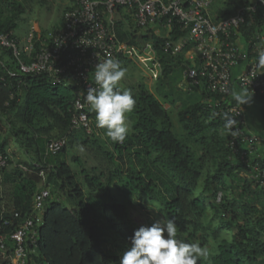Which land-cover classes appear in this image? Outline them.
I'll return each mask as SVG.
<instances>
[{
    "label": "trees",
    "instance_id": "trees-1",
    "mask_svg": "<svg viewBox=\"0 0 264 264\" xmlns=\"http://www.w3.org/2000/svg\"><path fill=\"white\" fill-rule=\"evenodd\" d=\"M234 10L235 6L228 4L222 17L233 15ZM121 11L119 8L118 35L128 43V49L120 65L131 62L134 45L152 40L166 79L176 67L187 68L184 55L172 58L164 53V36L155 35L153 30H133L132 18ZM24 13L23 7L16 4L7 5L6 14L0 2V33L14 31ZM174 34L179 37L184 33L175 28ZM192 90L198 93L196 97ZM184 93L188 103L178 112V120L185 139L174 131L163 103L140 86L132 92L136 103L128 113L133 119L131 129L123 143L108 138L114 148L111 152L99 136L72 128L75 95L71 88L54 84L46 75H17L10 79L9 85H0V117L5 118L15 145L31 160V173L14 167L11 159L0 171V234L8 237L32 213L34 196L44 180L46 187L58 192L64 200L51 196L47 201L37 247L30 254L29 264H119L140 226L134 222L127 205L108 196L105 200L87 197L68 164H52L51 159L56 156H46L48 143L66 138L67 146L60 154H66L76 143L96 147L115 165L114 170H109L106 186L112 187L119 178L126 179L128 187L146 195L152 203H159L167 219L175 220L178 239L193 243L207 205L220 226L236 228L232 240H221L218 252L210 261L203 259L201 263L264 264V193L254 182L250 167L230 160L231 132L223 127L224 117L204 103L205 98L213 96L195 87ZM88 114L96 125L95 113L89 110ZM239 125L236 121L234 128ZM101 130L106 134L105 129ZM8 147V139L0 135V153L9 155ZM195 148L204 153L198 156ZM208 158L212 172H204ZM97 180L86 176L92 190L103 186ZM196 193L199 195L194 197ZM111 233L124 244L122 252L108 248L116 246ZM0 264L11 263L0 258Z\"/></svg>",
    "mask_w": 264,
    "mask_h": 264
},
{
    "label": "built area",
    "instance_id": "built-area-1",
    "mask_svg": "<svg viewBox=\"0 0 264 264\" xmlns=\"http://www.w3.org/2000/svg\"><path fill=\"white\" fill-rule=\"evenodd\" d=\"M217 0H75L64 13L60 28L41 32L30 24L26 33H0V85H9L17 75H46L54 84L74 91L72 128L87 135H99L89 117L84 96L94 81V70L107 58L121 61L128 43L118 35L117 14L129 15L139 30H153L164 36L162 49L172 58L184 55L186 88L205 90L212 98L204 103L223 116L230 114L240 125L231 132L234 164L251 168L253 179L264 193V135L253 133L247 110L235 103L232 93L247 89L251 98L264 102V68L253 70L257 48H264V0L227 2L219 18L210 16ZM228 4L233 15L222 17ZM178 28L184 34L175 37ZM67 139H53L46 156H57ZM10 156L0 153V171ZM48 188L34 196L32 213L11 235L0 234V258L11 264H29L39 228L43 224ZM19 217V214H16Z\"/></svg>",
    "mask_w": 264,
    "mask_h": 264
},
{
    "label": "rangeland",
    "instance_id": "rangeland-1",
    "mask_svg": "<svg viewBox=\"0 0 264 264\" xmlns=\"http://www.w3.org/2000/svg\"><path fill=\"white\" fill-rule=\"evenodd\" d=\"M234 1L235 0H217L210 9V16L213 19L218 18L225 7V4ZM0 2L2 4V10L6 14L7 5L19 4L23 7L25 13L17 22V27L14 30V33L19 36L26 33L30 24H36L39 30L42 31L60 28L64 11L73 3L72 0H0ZM133 30H138V32L144 31L137 29L136 26H134ZM131 56L130 63L121 64V67L125 70V76L119 82L118 87L136 92L139 90L140 86H144L168 109L174 131L179 138L185 139V132L182 130L178 120V112L183 108L184 103H188L187 95L184 92L190 89H188V87L186 88L187 84L183 85L186 69L183 67H176L170 78L166 79L163 74V68L159 62L160 57L153 47L152 40L134 45L133 54ZM180 80H182V82L178 83ZM192 94L194 97L198 95L194 90H192ZM242 105L247 110V119L250 130L258 136H263L264 102L258 98H251L248 103ZM130 116L131 115H128L129 130L133 123V119H131ZM99 131L98 136L106 142L108 150L112 152L114 148L111 142L108 141V137L101 129H99ZM0 135L2 139H8V154L13 162V166L20 168L26 174L31 173L29 166L31 161L30 158L27 157L17 145H15L13 138L9 136L8 124L2 116L0 117ZM195 149L198 156L204 153V151H201L198 148ZM51 160L52 164L64 162L72 168L78 183L87 197L91 195L96 200H105L108 196L111 197L114 202L127 205L134 222L139 226H150L155 221L164 222L167 219L159 203H152L146 195L140 194L131 187H128L125 182L126 169L123 170L124 176L122 177L125 180L119 178L112 187L106 186L109 170H114L115 165H111L105 155L96 150V147L76 143L74 147L68 148L66 154H59ZM117 163L120 164L118 159ZM212 171V162L208 158L204 163V172ZM86 176L98 179L97 181L103 186H95V189L92 190L86 181ZM39 187L40 189L48 188L51 196L55 200H64L58 192L54 191L49 186L46 187V182L44 180ZM226 193L229 195L230 190H227ZM198 195L199 193H196L194 197H197ZM200 223V229L196 232L197 237L192 242L199 244L204 242L201 246H207L210 251L209 257L204 260L210 261L211 257L218 252V244L220 241L223 239L231 241L236 232V228L229 230L220 226L219 219L215 217L214 212L209 205H207V212L202 215ZM110 238L116 240V246L108 245V248H111L114 252H122L124 244L112 233L110 234ZM198 264L204 263L198 261Z\"/></svg>",
    "mask_w": 264,
    "mask_h": 264
},
{
    "label": "clouds",
    "instance_id": "clouds-1",
    "mask_svg": "<svg viewBox=\"0 0 264 264\" xmlns=\"http://www.w3.org/2000/svg\"><path fill=\"white\" fill-rule=\"evenodd\" d=\"M257 59L253 70L264 68V48H257ZM125 70L119 61L107 58L99 62L94 70V81L98 87L87 90L85 101L95 113L96 127L106 130V136L114 143H123L129 133L128 113L135 107L130 89H121L119 82ZM234 102L246 104L250 101L248 90L232 93ZM235 118L224 115L223 127L233 132ZM210 255L207 246L188 243L177 238L174 219L155 221L150 226H140L131 237V246L123 253L119 264H198Z\"/></svg>",
    "mask_w": 264,
    "mask_h": 264
},
{
    "label": "crops",
    "instance_id": "crops-1",
    "mask_svg": "<svg viewBox=\"0 0 264 264\" xmlns=\"http://www.w3.org/2000/svg\"><path fill=\"white\" fill-rule=\"evenodd\" d=\"M221 14H222V12H221ZM221 14H220V16H221ZM220 16H219V17H220ZM219 17H218V18H219Z\"/></svg>",
    "mask_w": 264,
    "mask_h": 264
}]
</instances>
